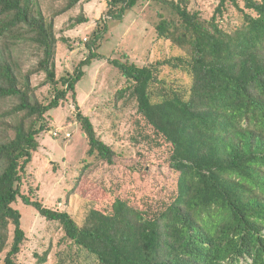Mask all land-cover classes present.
<instances>
[{"label":"trees","instance_id":"16d2710c","mask_svg":"<svg viewBox=\"0 0 264 264\" xmlns=\"http://www.w3.org/2000/svg\"><path fill=\"white\" fill-rule=\"evenodd\" d=\"M81 1L64 0L58 14ZM154 1L174 14L167 18L159 13L156 27L179 53L143 65L129 58L112 60L126 79L116 101L136 102L144 127L170 143L168 170L176 175L175 192L168 199L157 196L161 201L149 209V200L138 196L152 194L151 176L107 188L103 180L119 167V154L79 109L76 117L94 160L86 158L74 191L96 200L79 225L69 212L22 194L21 184L40 147L39 136L48 130L46 113L70 92L76 100L84 67L101 55L91 51L73 73L58 78L55 16L48 18L38 0H0V102L14 101L6 111L12 119L3 122L13 134L0 129V256L14 226L4 264H17L26 239L22 214L13 206L19 197L58 222L65 237L94 255L96 264H264V0H243V6L238 0H219L210 19L191 11L188 0ZM229 2L241 19L225 27ZM138 5L140 0H108L107 13L121 21ZM85 21L77 18L76 23ZM107 29L100 19L93 46ZM19 37L36 55L40 52L33 70L44 73L45 83L55 87L47 103L36 96L33 73L23 74L14 58ZM165 66L182 76L161 78ZM166 181L159 180L154 191H163Z\"/></svg>","mask_w":264,"mask_h":264},{"label":"rangeland","instance_id":"374dc122","mask_svg":"<svg viewBox=\"0 0 264 264\" xmlns=\"http://www.w3.org/2000/svg\"><path fill=\"white\" fill-rule=\"evenodd\" d=\"M188 1L189 9L199 11L203 19H210L219 3V0ZM238 2L244 5L243 0ZM38 4L48 18L55 16L59 37L56 59L58 78L73 73L91 51L101 57L84 67L86 73L77 84L76 100L70 92L58 108L46 113L48 130L40 134V147L23 173L22 194L40 200L47 207L67 211L79 225L84 224L96 200L84 198L74 191L86 158L94 160L88 155V141L76 117L80 109L91 118L100 137L119 154V167L103 183L107 188H116L123 186L125 181L134 185L139 175L151 176L154 180L152 194L139 195L138 199L143 202L149 200L148 208L153 209L152 202L161 201L157 196L168 199L175 192L172 183L176 181V175H171L168 170L171 145L162 135L144 127L147 125L137 113L136 102L128 100L125 104L124 100L116 101V94L126 85V79L112 60L125 61L129 58L143 65L177 55L178 50L168 39L158 35L156 27L161 19L159 13L167 18L174 14L168 6L154 0H140V5L130 10L121 21L108 15V0H82L74 9L62 14L58 12L64 0H38ZM77 18L87 21L76 23ZM100 19L108 29L93 46L94 32ZM239 19L238 8L229 2L222 23L224 21V26L230 27ZM14 44V58L22 73H33L31 80L37 98L49 102L55 95V87L45 83L44 73L33 70L40 52L36 55L33 46L24 38L15 39ZM163 72L161 78L166 80H177L182 76L172 74L166 66ZM182 81L186 82V77ZM58 88L63 86L59 84ZM13 102L9 99L0 102V129L5 127L11 135L13 129L3 122L12 119L6 111ZM139 121L143 132L138 128ZM163 179H167L162 185L163 191L155 192L159 180ZM13 206L21 212L22 227L26 231L22 250L16 258L17 264H96L94 255L65 237L58 222L47 220L33 205L24 203L21 197ZM13 237L14 226L11 225L9 245L0 256V264H4ZM45 256L46 261L38 263Z\"/></svg>","mask_w":264,"mask_h":264},{"label":"built area","instance_id":"2783aa9c","mask_svg":"<svg viewBox=\"0 0 264 264\" xmlns=\"http://www.w3.org/2000/svg\"><path fill=\"white\" fill-rule=\"evenodd\" d=\"M57 133H58V132H56L55 134L57 135ZM68 135H70V134H68Z\"/></svg>","mask_w":264,"mask_h":264}]
</instances>
